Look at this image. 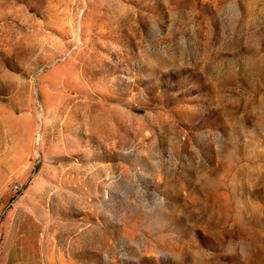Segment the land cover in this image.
<instances>
[{"label": "rangeland", "instance_id": "rangeland-1", "mask_svg": "<svg viewBox=\"0 0 264 264\" xmlns=\"http://www.w3.org/2000/svg\"><path fill=\"white\" fill-rule=\"evenodd\" d=\"M1 247L264 264V0H0Z\"/></svg>", "mask_w": 264, "mask_h": 264}, {"label": "crops", "instance_id": "crops-1", "mask_svg": "<svg viewBox=\"0 0 264 264\" xmlns=\"http://www.w3.org/2000/svg\"><path fill=\"white\" fill-rule=\"evenodd\" d=\"M2 247L0 248V264H22L23 262L16 261L8 253H3ZM13 259V260H12Z\"/></svg>", "mask_w": 264, "mask_h": 264}]
</instances>
